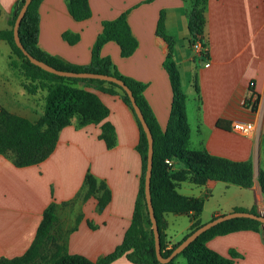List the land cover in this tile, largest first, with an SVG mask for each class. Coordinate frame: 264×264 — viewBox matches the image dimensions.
I'll use <instances>...</instances> for the list:
<instances>
[{
    "label": "crops",
    "instance_id": "obj_1",
    "mask_svg": "<svg viewBox=\"0 0 264 264\" xmlns=\"http://www.w3.org/2000/svg\"><path fill=\"white\" fill-rule=\"evenodd\" d=\"M18 2L0 0V32L9 29ZM88 2L91 16L76 21L67 9V0H42L37 9L39 50L68 64L88 66L102 22L125 12L137 42L135 51L123 58L119 46L111 41L102 46L100 56L109 57L120 75L145 85L143 97L164 129L172 91L163 66L168 46L156 34L163 13L165 31L175 40L173 61L186 95L188 148L231 161H249L252 165L253 185L248 189L212 180L201 185L186 180L177 184L176 191L204 200L197 218L201 224L236 209L260 212L264 208V194L258 182L260 172H264V0L205 1L204 41L208 49L205 60L198 57L188 42V14L193 0ZM65 33L78 35V41L69 44L63 38ZM11 57L8 43L0 40V109L36 121L43 114L46 91L28 93L18 70L10 65ZM91 87L109 110L105 121L114 128L115 145L107 148L99 137L100 125L78 127L72 123L60 131L55 149L39 164L16 167L9 156H0V258L19 257L28 250L44 210L52 204L61 230L67 233L68 253L97 261L121 244L139 191L142 170L136 150L139 130L133 113L120 96ZM247 100L255 102V109L244 105ZM236 122L251 123L253 129L248 135L236 132L232 129ZM176 166L175 169L181 167ZM102 169L109 172L106 185L111 198L98 211L95 197L79 201L75 198L85 175L103 176ZM217 183L222 185L224 196L231 187L245 192L232 191L233 199L221 198L203 223L205 199L213 197ZM168 214L172 213L164 215L166 249L181 242L194 222L188 214H173L167 220ZM179 216H185L187 224L173 233L170 229L178 224L175 217ZM207 246L223 257H229L231 251L237 253L233 264H264V227L259 232L215 236ZM110 264L133 263L120 257Z\"/></svg>",
    "mask_w": 264,
    "mask_h": 264
},
{
    "label": "trees",
    "instance_id": "obj_2",
    "mask_svg": "<svg viewBox=\"0 0 264 264\" xmlns=\"http://www.w3.org/2000/svg\"><path fill=\"white\" fill-rule=\"evenodd\" d=\"M41 1H31L20 23L18 34L24 49L35 59L57 70L114 76L124 82L135 98L153 139L150 195L160 234L161 254L163 257H167L180 242L172 246L170 250H164V215L167 213L190 215L194 222L187 234L188 236L201 226L197 218L204 205L203 199L189 198L178 194L176 191L177 184L189 180L194 184L201 185L212 180L248 189L253 185L252 165L249 161H231L210 155L204 150L194 151L188 148L190 128L185 109L186 95L181 88L179 72L173 61L172 52L175 40L165 31L163 13L160 14L156 34L168 46L163 66L169 77L172 101L166 127L161 129L143 97L145 85L120 75L109 57L100 56L102 46L111 41L119 46L120 56L123 58L131 56L135 51L137 42L127 23L126 13H122L114 20L102 22L101 32L97 36L91 51L90 64L77 66L50 56L37 47V9ZM205 1L193 0L192 8L188 14V42L191 47L197 42L206 46L203 11ZM23 3L24 0H19L17 12ZM67 9L76 21H83L91 16L88 0H67ZM17 12L9 21L11 29L0 32V40L6 41L11 49V67H16L17 58L21 59L23 63L20 70L25 80L29 79L32 82L39 80L42 88L46 91V96L43 114L36 121L0 109V156H9L16 167H28L43 162L55 149L60 131L71 125L73 118L76 119L78 127L91 124L100 125L99 137L104 141L107 148H112L115 145L114 128L105 121L109 110L103 105L99 97L88 88L94 86V89L100 92L120 96L133 113L139 130L136 150L141 159L142 170L131 223L124 233L121 244L111 253L104 255L97 261H91L82 255L68 253L66 247L67 233L60 243L55 235L56 232L60 231V226L56 207L52 204L44 210L34 240L28 250L19 257L0 258V264H110L120 257H126L133 264H161L155 254L154 237L144 197L147 139L128 96L119 86L112 83L93 79L59 77L31 64L15 45L13 39L12 28ZM63 38L69 44H74L79 39L78 35L67 33L63 34ZM78 84L84 86L78 87ZM23 87L28 93H33L34 88L31 84L23 83ZM249 103L250 101L247 100L245 105ZM253 109H255V102ZM166 160H172L174 165L169 167L165 163ZM176 165L181 167L175 169ZM258 182L264 194V172L262 171L259 174ZM84 188L85 193L81 197L82 200L95 197L98 211H102L110 202L111 195L106 183L98 181L91 173H87L84 177ZM234 211L245 210L236 209ZM249 212L258 213L255 209ZM79 220L80 217L77 221ZM261 229L262 225L256 220L248 218L230 219L204 232L179 255H183L188 264H233L234 258L238 256L237 253L231 251L229 257H223L211 250L207 246V242L215 236L238 231L259 232ZM48 245H51V248H48ZM172 261L168 264H171Z\"/></svg>",
    "mask_w": 264,
    "mask_h": 264
},
{
    "label": "water",
    "instance_id": "obj_3",
    "mask_svg": "<svg viewBox=\"0 0 264 264\" xmlns=\"http://www.w3.org/2000/svg\"><path fill=\"white\" fill-rule=\"evenodd\" d=\"M32 0H24L23 5L21 6L20 10L17 12L16 19L14 21V25L12 28L13 31V39L15 42V45L20 49L22 54L29 60L31 64L34 66L42 69L45 72H48L50 74H54L59 77H66V78H83V79H93V80H100L108 83L115 84L119 86L125 94L128 96L131 106L134 110V113L139 120L142 129L145 133L146 139H147V162H146V170H145V176H144V197H145V203L151 223V229L153 232L154 237V246H155V254L157 257V260L161 264H168L170 263L177 255H179L183 250H185L192 242H194L200 235H202L207 230L215 227L218 224H221L225 221H228L230 219L234 218H248L252 220L258 221L262 227H264V215H261L259 213H251L249 211H233L231 213H227L224 215L217 216L210 221L202 224L200 227H198L196 230L191 232L188 236H186L178 245L176 248L172 250L169 256L163 257L161 254V246H160V234L157 226V222L154 216L153 206L151 202V195H150V180H151V172H152V160H153V139L152 135L150 133V130L143 118V115L136 104L135 98L133 97L132 92L130 89L124 84V82L114 76L105 75V74H98V73H90V72H69V71H62L57 70L50 65L39 61L35 59L33 56H31L22 46L20 39H19V26L22 21V18L30 5Z\"/></svg>",
    "mask_w": 264,
    "mask_h": 264
},
{
    "label": "rangeland",
    "instance_id": "obj_4",
    "mask_svg": "<svg viewBox=\"0 0 264 264\" xmlns=\"http://www.w3.org/2000/svg\"><path fill=\"white\" fill-rule=\"evenodd\" d=\"M9 29H11V27H9ZM22 60L21 59H16V69L18 70V72H19V74L21 75V78H23V83H27V84H31L32 86H33V88L35 89H33V94L34 93H37L38 91V89H41L42 91H45V89H43L42 88V84L39 82V80H36L35 82H32V81H30L29 79H27V80H25V77H24V75H23V73L21 72V70H20V68H21V65H22ZM82 86H84L83 84H78V87H82ZM89 89H91L92 90V88L93 87H91V86H89L88 87ZM42 96H43V92L42 93H40ZM40 95V96H41ZM41 96V97H42ZM41 97H37V104L39 105V101H40V99H41ZM72 123H76V119L75 118H73L72 119V121H71V124ZM102 172H105V173H103V176H98V177H96V179L98 180V181H104L105 183H106V179H108V175H109V172L107 171V169H102L101 170ZM107 171V172H106ZM218 184V183H217ZM220 186H222L220 183L217 185V187L215 188V190H214V194H213V197L212 198H210V199H208V200H206L205 199V206H204V211H203V219H202V221H203V223L205 222V221H207V219H209L208 218V213H209V211L212 209V208H214L215 206H216V203L221 199V198H228V199H231L232 198V195L233 194H231L232 193V191H235L236 193L237 192H245V191H243V189H238V187H231V191H229L225 196L223 195V192H222V190H221V187ZM81 190L79 191V193L77 194V196H76V198L75 199H77V201H79L80 199H82L81 197L83 196V194L85 193V188H84V183L82 182V184H81ZM239 190V191H238ZM233 199V198H232ZM173 214H168L167 215V220H169V219H171V218H173ZM176 218V222L178 223L173 229H172V227H171V231L173 232V233H177V232H179L183 227H184V225H186L187 224V220H186V217L185 216H179V217H175ZM179 218V219H178ZM202 225V224H201ZM65 232L63 231V230H61V228H60V231H58V232H56L55 233V235L58 237V242L60 243L61 242V240L65 237ZM166 239V238H165ZM166 243H165V241H164V250L165 251H168V250H170L171 248H172V246H171V248H169V249H166ZM48 248H51V245H48ZM171 264H188V262H187V260H186V258L183 256V255H178L177 257H175V259L172 261V263Z\"/></svg>",
    "mask_w": 264,
    "mask_h": 264
},
{
    "label": "built area",
    "instance_id": "obj_5",
    "mask_svg": "<svg viewBox=\"0 0 264 264\" xmlns=\"http://www.w3.org/2000/svg\"><path fill=\"white\" fill-rule=\"evenodd\" d=\"M192 48L197 53L199 58H201L202 60L203 59L205 60L207 58V53H208L207 46H203L200 42H197L192 46ZM245 102H244V105H245ZM253 105L254 103L250 102L248 104V107L253 108ZM232 129L241 134L248 135L252 131L253 125L251 123L236 122L235 124H233ZM165 163L169 167H172L174 165V162L172 160H166ZM258 213L261 215H264V208Z\"/></svg>",
    "mask_w": 264,
    "mask_h": 264
}]
</instances>
